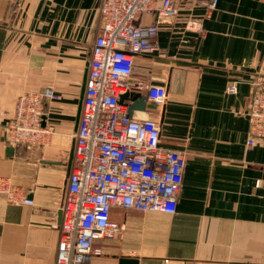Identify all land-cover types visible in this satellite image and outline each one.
<instances>
[{
    "label": "crops",
    "instance_id": "crops-1",
    "mask_svg": "<svg viewBox=\"0 0 264 264\" xmlns=\"http://www.w3.org/2000/svg\"><path fill=\"white\" fill-rule=\"evenodd\" d=\"M172 1L176 16L140 18L159 23L160 51L134 55L127 85L147 96L131 116L157 121L160 146L185 154L178 208L114 207L122 230L95 243L102 253L92 264H264V144L247 146L252 83H264V0H219L208 17L210 0ZM101 4L0 0V178L34 201L13 204L0 194V264H56ZM191 19H202L204 37L186 29ZM234 81L239 91L229 94ZM149 86L167 88L164 103L148 99ZM46 88L56 95L44 115L50 135L31 148L9 144L18 98Z\"/></svg>",
    "mask_w": 264,
    "mask_h": 264
},
{
    "label": "built area",
    "instance_id": "built-area-1",
    "mask_svg": "<svg viewBox=\"0 0 264 264\" xmlns=\"http://www.w3.org/2000/svg\"><path fill=\"white\" fill-rule=\"evenodd\" d=\"M218 1L210 0L207 17ZM153 12L168 18L176 16L178 8L172 0H102L101 31L92 48L69 184L61 207L56 264H92L102 253L95 243L115 239L122 230L111 218L116 206L142 212L177 211L185 154L162 148L159 123L133 118L128 106L120 103L121 95L129 91L134 55L160 51L159 23H139L142 16ZM186 29L201 37L206 34L202 19L189 20ZM239 84L230 83L227 92L237 94ZM167 95L165 86L148 87L150 101L162 104ZM55 97L52 88L22 94L7 126L8 143L28 148L44 143L51 133L42 124L46 102ZM247 116V146L264 144L261 80L252 83ZM0 194L13 204L34 203L6 178H0Z\"/></svg>",
    "mask_w": 264,
    "mask_h": 264
},
{
    "label": "water",
    "instance_id": "water-1",
    "mask_svg": "<svg viewBox=\"0 0 264 264\" xmlns=\"http://www.w3.org/2000/svg\"><path fill=\"white\" fill-rule=\"evenodd\" d=\"M178 65L182 66H198V64H193L189 62L184 61H176ZM126 101H129L130 104H127L129 107V113L132 115L133 111L135 110H144L147 105V96H142L140 93H136L133 91H128L121 95L120 103H125ZM46 123V116H43V125ZM74 157V151L71 155V164ZM62 218V212L60 214ZM121 264H139L137 259H124Z\"/></svg>",
    "mask_w": 264,
    "mask_h": 264
}]
</instances>
